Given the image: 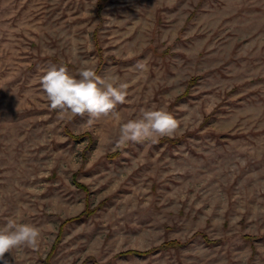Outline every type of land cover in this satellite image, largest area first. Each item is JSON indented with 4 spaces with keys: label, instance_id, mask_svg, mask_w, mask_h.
<instances>
[{
    "label": "rangeland",
    "instance_id": "374dc122",
    "mask_svg": "<svg viewBox=\"0 0 264 264\" xmlns=\"http://www.w3.org/2000/svg\"><path fill=\"white\" fill-rule=\"evenodd\" d=\"M84 61L128 84L120 122L164 107L177 131L117 148L115 117L52 110L40 76ZM9 220L41 242L8 264H264V0H0Z\"/></svg>",
    "mask_w": 264,
    "mask_h": 264
},
{
    "label": "clouds",
    "instance_id": "9594fccd",
    "mask_svg": "<svg viewBox=\"0 0 264 264\" xmlns=\"http://www.w3.org/2000/svg\"><path fill=\"white\" fill-rule=\"evenodd\" d=\"M73 41L72 55L78 48ZM139 68L144 66L137 65ZM40 86L52 110L72 116L85 114L89 123L101 117L113 116L119 123L117 148L129 143H143L156 137L172 136L178 128L176 118L164 107L142 108L140 115L127 122H120L117 105L124 104L128 96V84L114 74L98 75L94 66L84 61L77 75L61 64L49 66L40 76ZM41 242V231L30 223L9 220L0 227V261L8 264L5 254L22 247L37 248Z\"/></svg>",
    "mask_w": 264,
    "mask_h": 264
},
{
    "label": "trees",
    "instance_id": "16d2710c",
    "mask_svg": "<svg viewBox=\"0 0 264 264\" xmlns=\"http://www.w3.org/2000/svg\"><path fill=\"white\" fill-rule=\"evenodd\" d=\"M74 137H78V136H74ZM110 156H117L116 154H111ZM81 185V184H80ZM84 215L81 214L73 219H77V218H80V217H83ZM205 239L207 238L206 235H204ZM249 237V236H248ZM182 244L180 241L178 240H170V241H166L164 242L161 247L163 248H171V247H180ZM150 252V250L148 251H141V250H127L125 252H122L121 255H130V254H133V255H146Z\"/></svg>",
    "mask_w": 264,
    "mask_h": 264
}]
</instances>
